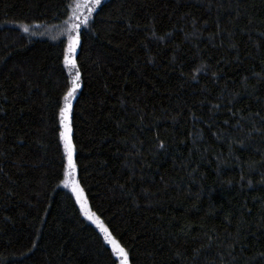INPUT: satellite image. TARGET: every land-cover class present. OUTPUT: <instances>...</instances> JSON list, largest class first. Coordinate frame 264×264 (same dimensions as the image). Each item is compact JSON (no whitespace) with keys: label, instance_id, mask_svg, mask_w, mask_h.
<instances>
[{"label":"trees","instance_id":"obj_1","mask_svg":"<svg viewBox=\"0 0 264 264\" xmlns=\"http://www.w3.org/2000/svg\"><path fill=\"white\" fill-rule=\"evenodd\" d=\"M78 1L0 0V264H264V0L95 6L71 170Z\"/></svg>","mask_w":264,"mask_h":264},{"label":"snow or ice","instance_id":"obj_2","mask_svg":"<svg viewBox=\"0 0 264 264\" xmlns=\"http://www.w3.org/2000/svg\"><path fill=\"white\" fill-rule=\"evenodd\" d=\"M100 3H101V0H95L96 6H99ZM83 23L87 24L88 23L87 19H85ZM72 28L76 30V34H75V37H73L71 34L68 37L69 52H74L76 47L80 43V35L78 31L80 28V24L79 23L74 24ZM24 31L27 32L28 28L25 27ZM65 64L70 65L73 68L76 67L75 60H69L67 56L65 57ZM79 80H80V73H79V69L77 68L75 72V79L71 82V87L64 97L66 101H69L72 98H74V94L76 93L77 89L80 87ZM70 112H71L70 103H66L65 106L60 109V123L64 129L63 131H61L60 136H61V139L64 141V147H65V151L67 154L68 168L71 170H74L76 168V164L73 160V154H74L75 148L71 140V121H70V116H69ZM91 218L92 217L90 216L89 219ZM104 230L107 231V229H104ZM109 243H112V241H109ZM114 252L117 254L119 259L122 261V264H130L129 253L124 248L115 247Z\"/></svg>","mask_w":264,"mask_h":264},{"label":"rangeland","instance_id":"obj_3","mask_svg":"<svg viewBox=\"0 0 264 264\" xmlns=\"http://www.w3.org/2000/svg\"><path fill=\"white\" fill-rule=\"evenodd\" d=\"M101 1H103V0H101ZM95 6H96L95 0H79L76 3V5H75V8H74V11H73V14H72L73 15V24H72V26L74 24L79 23L80 24V28H81L82 25L84 24L83 21L85 19H87L89 16L92 15V11H93V8ZM80 28H79V30H80ZM70 34L73 37H75L76 30L73 29L72 27H71ZM78 46L76 47V49H75L74 52H69V50H68L69 49V41H68L66 56L68 57L69 60H75V62H76V53H77ZM66 66H67V70H68L69 75L71 73L70 77H71V82H72L75 79V72H76L77 66L75 68L71 67L70 65H66ZM79 84H80V80H79ZM79 91H80V87L77 89L76 93L74 94V98H72L69 101H66V103H71L75 99V97H76V95L78 94ZM69 116L71 118V112H70ZM63 130L64 129H63V126H62V131ZM62 142H63V146H64V141L62 140ZM76 192L79 194L78 198H79V201L81 203L82 209L85 211V213H89V212H87V207H86L85 201L83 199V196L79 193L78 190ZM90 216L92 217L90 219V221H92L99 229L102 230L103 229V226L100 223V221L98 220V218L97 217H94L92 215H90Z\"/></svg>","mask_w":264,"mask_h":264}]
</instances>
